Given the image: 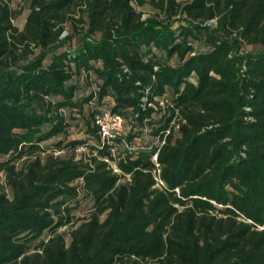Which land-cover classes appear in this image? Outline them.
Returning <instances> with one entry per match:
<instances>
[{
    "label": "trees",
    "instance_id": "obj_1",
    "mask_svg": "<svg viewBox=\"0 0 264 264\" xmlns=\"http://www.w3.org/2000/svg\"><path fill=\"white\" fill-rule=\"evenodd\" d=\"M9 1L0 264H264V0H24L22 28Z\"/></svg>",
    "mask_w": 264,
    "mask_h": 264
},
{
    "label": "built area",
    "instance_id": "obj_2",
    "mask_svg": "<svg viewBox=\"0 0 264 264\" xmlns=\"http://www.w3.org/2000/svg\"><path fill=\"white\" fill-rule=\"evenodd\" d=\"M125 120L122 114L107 110L102 114L96 116V124L99 127L100 133V145L101 147L107 146L109 154L101 157L105 160L109 167L113 170V172L120 174L122 177L120 180H130L129 173H123L121 170L118 159L119 155L117 152V147L115 145L116 139L121 134L125 128ZM169 132L165 133L163 137L157 136L156 142L158 144L157 150L154 152L152 156V160L155 163V168L153 169V174L156 179V187H164L165 182L161 178V165L158 160V152L160 150L161 145L165 142V136ZM86 148L83 146L78 147V151L85 150Z\"/></svg>",
    "mask_w": 264,
    "mask_h": 264
},
{
    "label": "rangeland",
    "instance_id": "obj_3",
    "mask_svg": "<svg viewBox=\"0 0 264 264\" xmlns=\"http://www.w3.org/2000/svg\"><path fill=\"white\" fill-rule=\"evenodd\" d=\"M9 4H10L11 8L14 10V12L16 11V15H14L13 19H12L14 24H16L19 28H22L24 23H25L26 15H27V12H28L27 3L24 0H10ZM22 8H23V10H22ZM149 8H150L149 6H146L145 10H149ZM71 14L75 15V16H78L77 12H74V11H72ZM146 14H148V12H146ZM64 24H65V29H64V31L62 33V37H66L69 33H73L74 35H76L73 22L70 19H68ZM74 40L75 39H72V43L74 42ZM74 122H78V121L75 119ZM71 130H72V136L73 137L82 136V127H81V125L80 126L79 125L72 126ZM1 183L5 184L4 177L1 179ZM77 212L78 213H84V211H81V210H78ZM72 226H73V224H68V225L63 226V227L60 228V231L65 233L67 239L70 238L69 233L73 229Z\"/></svg>",
    "mask_w": 264,
    "mask_h": 264
}]
</instances>
